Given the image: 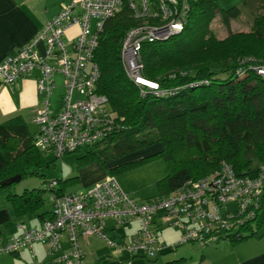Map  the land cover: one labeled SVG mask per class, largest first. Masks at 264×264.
<instances>
[{
	"label": "trees",
	"instance_id": "obj_1",
	"mask_svg": "<svg viewBox=\"0 0 264 264\" xmlns=\"http://www.w3.org/2000/svg\"><path fill=\"white\" fill-rule=\"evenodd\" d=\"M187 2L189 10L181 33L142 45V74L159 83L161 92L157 94L148 92L141 97L123 70L121 40L137 24L131 10L122 5L104 22L93 58L99 71L96 92L106 96L115 126L97 143L64 154L77 153V166L95 162L110 175L154 157L162 158L167 173L158 182L162 193L158 198L189 179L213 173L222 163L229 164L237 175L254 177L264 159V76L253 69L264 65V0H257L259 6L249 30L230 34L224 40L215 38L209 22L218 14L229 28L230 20L237 18L249 2L227 9L219 8L217 0ZM214 45L228 51L224 56L211 55L215 58L197 55L213 54ZM193 56L198 61L192 60ZM154 144L161 145L154 154L109 166ZM45 155L35 146L34 135L25 134L14 122L0 123V192H7L6 199L18 215L35 212L48 203L47 181L43 187L19 194L9 192V186L1 185V181L18 174L21 178L42 175L41 169L58 158L47 162ZM74 179L77 176L58 179L56 192L65 193ZM38 217L42 223L51 219L52 209ZM262 223L264 193L255 218L228 236L230 244L254 236ZM243 231L250 233L243 235ZM98 264L123 263L104 260Z\"/></svg>",
	"mask_w": 264,
	"mask_h": 264
},
{
	"label": "built area",
	"instance_id": "obj_2",
	"mask_svg": "<svg viewBox=\"0 0 264 264\" xmlns=\"http://www.w3.org/2000/svg\"><path fill=\"white\" fill-rule=\"evenodd\" d=\"M61 1L60 10L37 34L15 55L0 62V80L4 84H12L33 70L39 71L40 107L34 119L37 126L34 143L45 154L58 158L106 138L115 126L106 96L96 92L99 71L93 58L104 22L122 5L131 10L137 24L121 40L123 70L142 95L157 94L161 92L159 83L142 74V45L166 41L181 33L189 10L187 0ZM74 25L78 26V32L67 42L65 32ZM39 42L44 43L43 53L37 50ZM253 69L264 76V65ZM56 74L63 76L64 88L57 109L51 100L57 87ZM57 185V180L46 184L52 202L51 219L39 227L19 222L20 233L1 244L0 253H16L42 242L55 264H84L78 240L90 235L107 240L117 250L145 257L186 243L200 247L218 243L255 218L264 193V159L254 177L237 175L229 164L222 163L213 173L189 179L167 196L154 199L130 197L110 174L91 187L69 193L56 192ZM232 202L236 205L235 212ZM157 215L163 224L180 230L177 240L169 243L158 240ZM108 219L121 226L136 221L137 229L127 243H114L105 233ZM63 239L67 243L65 248ZM33 264L43 262L34 259Z\"/></svg>",
	"mask_w": 264,
	"mask_h": 264
},
{
	"label": "crops",
	"instance_id": "obj_3",
	"mask_svg": "<svg viewBox=\"0 0 264 264\" xmlns=\"http://www.w3.org/2000/svg\"><path fill=\"white\" fill-rule=\"evenodd\" d=\"M247 1L249 6L258 4L257 0H217V3L219 8L227 9L228 4L230 7L243 6ZM61 2V0H0V62L15 55L21 46L29 42L43 24L60 10ZM77 32V25L68 29L65 32L66 41L70 42ZM37 50L39 53H43V42L38 43ZM39 75L38 70H33L12 84H4L0 80V123L14 122L25 134L35 135L37 126L34 119L40 107V98L37 92ZM54 80L57 85L55 90L58 92L56 96L61 98L64 92L63 76L56 74ZM53 102V107L56 108ZM97 169L95 171V166H92L82 176L76 175L77 179L71 180V182L77 188L69 190L68 186L72 185L69 184L66 192L91 187L108 175L106 168L99 167ZM58 186L59 182L56 189ZM45 194L46 202L51 203L49 191L46 190ZM45 206L35 212L18 215L13 205L6 199V194H0V245L20 233L18 223L21 221L28 226L39 227L42 224V219L40 220L38 214L52 209V204L49 209H45ZM155 225L158 231V240L161 242H173L180 236V230L163 224L160 215L156 216ZM136 229V221L124 226L116 224L111 219L105 222L107 239L114 243H127ZM226 240L227 238L222 240L224 242L220 241L203 247L195 243H186L154 257L132 255L126 250H117L110 246L107 240L96 235L80 237L78 243L83 254L84 264H98L104 260L123 264H264V234L259 237L246 238L234 245L227 243ZM66 246V240L63 239L62 247ZM32 251L34 256H32ZM34 259L42 261L43 264H55L51 261L47 245L42 242H35L31 247L21 248L16 253H0V264H33Z\"/></svg>",
	"mask_w": 264,
	"mask_h": 264
},
{
	"label": "rangeland",
	"instance_id": "obj_4",
	"mask_svg": "<svg viewBox=\"0 0 264 264\" xmlns=\"http://www.w3.org/2000/svg\"><path fill=\"white\" fill-rule=\"evenodd\" d=\"M229 5V4H228ZM227 5V8L230 7ZM257 5L259 4H251L246 9H244L240 15L230 20L229 28L224 26L221 22L220 16L217 14L213 17V19L209 22V29L213 32L215 35V38L218 40H224L228 37L230 34H236L240 32H247L251 26V21L253 18V14L257 13ZM259 10V9H258ZM256 11V12H255ZM253 12V13H251ZM92 25H94V20L92 21ZM218 48V50H216ZM221 49V50H219ZM228 51V49H224L223 47L219 48L217 46H213V50L210 53H203L197 55H202L204 57H212L211 55H214L215 57L218 55L224 56V54ZM209 57V58H210ZM212 57V58H215ZM194 61H198L194 56L191 58ZM190 59V60H191ZM254 68V67H253ZM257 73V72H256ZM258 74V73H257ZM137 88V87H136ZM138 89V88H137ZM54 90L53 94L51 96V100H55L54 105L56 106L55 109H57L61 104V98L59 96H56L58 92ZM139 95L143 97V95L140 93V90L138 89ZM161 149V145L154 144L152 146H148L145 149L139 150L137 152L131 153L129 155H126L122 158H118L117 160L110 162L109 166H118L122 163H125L127 161L140 159L142 157L154 154L158 152ZM79 154V153H78ZM76 157L77 153H70L63 155L62 157L56 158L55 163H49L48 166H45L41 169V174H28L25 175L23 178H21L20 181L14 182L9 186L8 191L11 193H22L25 189H32V188H39L43 187L44 181H51L55 179H63L67 176L74 177V176H82L84 172H86L87 169L90 170L92 166H95V171L98 170L97 168H102L98 163H91L87 166L79 167L76 165ZM55 158L52 154H46L45 160L47 162H51ZM167 173V169L164 163V160L159 157H154L153 159H150L146 161L143 164H138L135 166H131L129 168L125 169H119V171L115 170L114 176L119 184V186L130 196L145 200V199H154L158 196L162 195L161 191L158 188V182L165 177ZM77 188L74 184L68 186L69 190H73V188ZM6 191H2L0 194H6ZM231 206L233 208V211H236V205L234 202L231 203ZM51 207V203H47L45 206V209H49ZM253 229H256L255 224H252ZM169 230V229H168ZM171 231V230H170ZM172 232V231H171ZM249 231H243V235L249 234ZM264 234V223L261 224L259 228L256 229V233L254 236L251 237H259L260 235ZM249 238V237H248ZM227 243L229 242V237L227 238ZM225 241V242H226ZM224 242V241H221Z\"/></svg>",
	"mask_w": 264,
	"mask_h": 264
},
{
	"label": "water",
	"instance_id": "obj_5",
	"mask_svg": "<svg viewBox=\"0 0 264 264\" xmlns=\"http://www.w3.org/2000/svg\"><path fill=\"white\" fill-rule=\"evenodd\" d=\"M20 180H21V175L18 174V175L11 176L9 178H6V179L2 180L1 181V185L7 186V185H10V184H12L14 182H18Z\"/></svg>",
	"mask_w": 264,
	"mask_h": 264
}]
</instances>
